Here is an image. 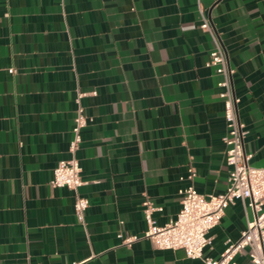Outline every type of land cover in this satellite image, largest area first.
Wrapping results in <instances>:
<instances>
[{
	"label": "crops",
	"instance_id": "1",
	"mask_svg": "<svg viewBox=\"0 0 264 264\" xmlns=\"http://www.w3.org/2000/svg\"><path fill=\"white\" fill-rule=\"evenodd\" d=\"M202 15L233 69L249 163L264 168V0H0V264H203L142 237L145 200L164 225L188 183L206 197L226 187L220 75ZM93 90L80 99V223L74 191L50 181L71 156L77 92ZM252 217L235 200L203 255L217 258ZM234 260L247 263L246 251Z\"/></svg>",
	"mask_w": 264,
	"mask_h": 264
},
{
	"label": "built area",
	"instance_id": "2",
	"mask_svg": "<svg viewBox=\"0 0 264 264\" xmlns=\"http://www.w3.org/2000/svg\"><path fill=\"white\" fill-rule=\"evenodd\" d=\"M201 19L199 27L210 35L213 42L207 64L213 66L220 75L219 97L223 101L226 124V133L222 139L226 146L225 161L229 166L226 187L222 192L206 197L192 183H188L179 189L181 200L176 217L164 225L156 223L152 211L157 208L145 200L143 205L146 228L142 237L152 240L159 249H182L187 257L200 258L203 264H237L234 257L243 251L248 255V262L245 264H264V168L249 163L252 154L246 152L243 146L244 132L237 113L238 98L234 94L231 81L233 69L217 33L203 15ZM95 93L94 90L77 92L72 136L68 145L71 156L57 162L50 181L55 187H67L74 191L73 212L80 223L84 222L89 204L88 199L78 192L82 179L75 152L82 140L81 130L86 125L80 99ZM195 176L196 170L188 167L186 179L191 181ZM235 200H240L244 208L248 207L253 211L252 219L247 220L246 227L236 240H227L217 258L204 256L203 250L211 243L207 231L219 223L225 209ZM117 236L125 244L139 238L135 234L123 237L119 233Z\"/></svg>",
	"mask_w": 264,
	"mask_h": 264
}]
</instances>
